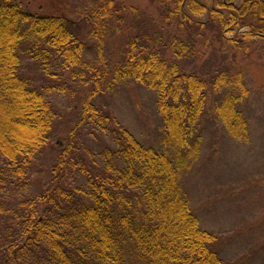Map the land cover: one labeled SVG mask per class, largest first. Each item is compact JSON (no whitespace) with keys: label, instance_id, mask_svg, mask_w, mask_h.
Wrapping results in <instances>:
<instances>
[{"label":"trees","instance_id":"trees-1","mask_svg":"<svg viewBox=\"0 0 264 264\" xmlns=\"http://www.w3.org/2000/svg\"><path fill=\"white\" fill-rule=\"evenodd\" d=\"M143 1L78 0L71 11L62 0L36 14L0 0V264H232L180 179L199 155L209 108L232 137H248L240 105L249 90L229 49L263 55L264 0ZM113 31L122 51L110 61L103 47ZM88 36L99 64L61 139L64 114L43 83L22 75L23 62L75 63ZM105 77L157 92L163 149L93 104ZM87 123L102 145L93 154L81 144ZM33 181L41 189L28 192Z\"/></svg>","mask_w":264,"mask_h":264},{"label":"rangeland","instance_id":"rangeland-1","mask_svg":"<svg viewBox=\"0 0 264 264\" xmlns=\"http://www.w3.org/2000/svg\"><path fill=\"white\" fill-rule=\"evenodd\" d=\"M17 1L24 4L26 11L36 14L54 13L50 9L52 4L62 2ZM67 1V9L77 11L74 5L78 0ZM125 1L138 7L146 5L143 0ZM204 2L212 3L211 0ZM76 15L73 13L69 17L75 18ZM84 45L75 63H54L50 67L45 66V70L33 59L25 58L23 62L22 75L31 82L43 83L48 98L64 114L59 125L61 139L67 133V130L62 131L67 118L71 122L76 119V115L70 112L72 107L80 104L90 93V83L85 85L84 81L93 79L94 68L99 64V53L90 36L85 37ZM121 51L122 31H113L104 44L103 54L111 61L114 56L117 59ZM229 53L234 54L241 66L249 90L240 105L247 120L248 137L244 140L232 137L209 108L201 120L204 128L199 155L182 172L180 182L200 227L216 234L217 252L224 261L264 264V52L260 55L253 49L247 59L238 51L229 49ZM107 77L101 81V90L93 97V104L109 109L139 141L163 149L164 125L157 110V92L133 79L107 85ZM90 127L97 129L94 123L81 128V144L93 154L102 145ZM34 176L37 177L36 174ZM40 189L41 186L33 181L28 192Z\"/></svg>","mask_w":264,"mask_h":264}]
</instances>
